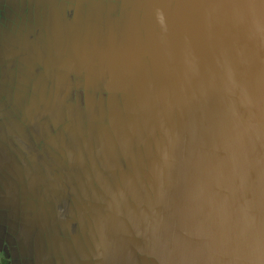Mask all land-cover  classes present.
<instances>
[{
  "label": "water",
  "instance_id": "1",
  "mask_svg": "<svg viewBox=\"0 0 264 264\" xmlns=\"http://www.w3.org/2000/svg\"><path fill=\"white\" fill-rule=\"evenodd\" d=\"M15 1L22 264H264V0Z\"/></svg>",
  "mask_w": 264,
  "mask_h": 264
},
{
  "label": "flooded vegetation",
  "instance_id": "2",
  "mask_svg": "<svg viewBox=\"0 0 264 264\" xmlns=\"http://www.w3.org/2000/svg\"><path fill=\"white\" fill-rule=\"evenodd\" d=\"M18 3L15 0H0V113L1 107L6 105L12 110L14 103H8L16 99L17 85L20 82V62L7 60L5 55V42L8 37L17 36L25 28L27 31L31 26V20L35 17L29 2ZM7 82L13 87L7 86ZM7 117H0V122H6ZM4 209L0 205V264H22L23 256L21 245L16 235L11 231Z\"/></svg>",
  "mask_w": 264,
  "mask_h": 264
}]
</instances>
